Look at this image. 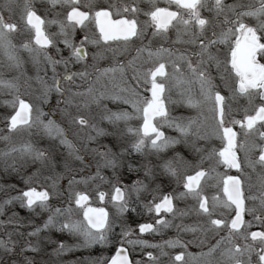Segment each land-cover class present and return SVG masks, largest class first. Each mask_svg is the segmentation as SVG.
<instances>
[{"label": "snow or ice", "instance_id": "snow-or-ice-1", "mask_svg": "<svg viewBox=\"0 0 264 264\" xmlns=\"http://www.w3.org/2000/svg\"><path fill=\"white\" fill-rule=\"evenodd\" d=\"M47 3L51 19L37 9L34 0H0V94L10 97L2 103L11 109L3 115L4 128L0 129V143L4 144L0 169L21 175L26 166H37L30 175L21 176L26 190L0 201V215L17 202L30 212L48 213L33 231L17 233L37 237L36 243L14 242L12 233L7 239L0 238V264H46L27 253H43L39 236L53 229L78 241L72 246L62 240L49 241L57 245L54 254L58 257L73 249L118 245L114 255L74 264H264V230L249 231L254 223L264 227V63L260 62L264 59V0ZM17 9L21 23L9 22L6 15L11 17ZM141 16L146 19L141 21ZM52 25L56 31H48ZM173 31L176 39L172 44L186 47L153 48V38H166ZM24 33L27 38L17 42L15 37ZM77 33L82 34L78 41ZM136 41L140 45L132 55L130 45ZM222 45L227 46L226 52L219 47ZM89 47L96 49L91 52V65L86 63ZM109 53L113 58L126 55L131 59L99 67ZM26 62L34 67V76L26 74ZM82 63L83 70H72ZM144 63L151 67L142 70ZM11 73L16 75L9 78ZM225 90L230 94H223ZM238 97L248 101L244 116L229 118L230 101ZM44 105L49 106L47 112ZM93 105L98 109L95 116L82 114ZM169 105L192 109L196 115L173 116ZM133 120L140 121L138 127L131 126ZM101 122L108 127H101ZM164 126L178 136L166 135ZM129 136L133 142L126 147ZM100 137L109 138V143L99 144ZM94 143L98 146L92 147ZM177 145H184L191 160L176 151ZM169 149L175 152L170 158L166 156ZM132 153L151 158L133 162L128 158ZM85 155L92 157L87 163ZM75 161L83 167H74ZM93 165L95 174L76 178L84 167ZM220 167L237 174L222 175L217 171ZM103 169L112 171L114 182L105 180ZM125 169L143 172V179L125 183L130 179L124 176ZM166 176L181 181L183 191L178 197L166 194L158 199L155 193L161 188L151 185L162 184ZM62 179H67L66 197L53 207V197L65 196L60 191ZM96 181L112 188L110 196L96 189L95 197L102 206H92V195L76 188ZM15 188L8 184L3 190ZM150 188L152 200L142 203ZM209 188H215L211 195ZM106 197L114 212L107 208ZM188 198L196 202L194 209L185 211L174 204L175 199ZM191 211L200 219L173 224ZM142 212L154 213L155 223L131 216ZM169 215L172 220L166 218ZM18 220V214L12 212L7 223L19 228ZM173 226L178 232L199 233L204 238H197L200 245L209 234L215 243L195 255L180 251L172 256L167 249L187 248L179 237L161 243L142 238ZM137 247L157 253L147 251L146 261H133L129 249Z\"/></svg>", "mask_w": 264, "mask_h": 264}, {"label": "flooded vegetation", "instance_id": "flooded-vegetation-1", "mask_svg": "<svg viewBox=\"0 0 264 264\" xmlns=\"http://www.w3.org/2000/svg\"><path fill=\"white\" fill-rule=\"evenodd\" d=\"M97 3H103V4H107L110 2V0H96ZM226 3H233L234 0H225ZM34 3L37 7V9L44 15L47 16V18L51 19L52 16L48 15V8L50 7L47 3V0H34ZM20 15L21 12L19 9H17L15 11V14L12 15L11 17H8L6 15V19L9 20V22H16V23H21L20 22ZM204 15L210 16V14L208 12H205ZM141 21H143L144 19H146L145 17L141 16L140 17ZM221 19H223L221 17ZM21 29L23 30V25L21 24ZM56 26L52 25L48 28V31H56ZM90 31H94V29H92L90 27L89 29ZM217 31H219V28H217ZM151 34V29H149V36ZM209 35H211V31H209L208 33ZM82 34L81 33H77L76 39L77 41L81 38ZM17 42H20L24 39L27 38V33H24L23 35H17L16 37ZM176 39V35L175 32H171L166 38L165 37H156L153 38V48H157L160 46H164V47H175V48H180L183 49L184 47H186V45H180V44H172V41H175ZM145 43H147V40L144 41ZM140 45V41H136L134 45H130V48L132 49V55H135V47H138ZM115 46V45H114ZM61 47H63V45H61ZM221 48L224 49V51H227V46L226 45H222L219 46ZM96 51L95 48H91L89 47V58L87 60V64L91 65L93 62L91 60V52ZM52 54V53H50ZM64 55L67 56L68 52L65 51ZM126 59H131V56H126V55H121L118 56L116 58H113L111 56V53L107 54L106 58L99 61V67L101 68H107V67H111L114 66L116 63L118 62H124ZM258 59H260V57H258ZM25 60L27 61V57L25 56ZM261 63H264V59L260 60ZM151 67V64L148 63H144L143 64V68L142 70H146L147 68ZM84 68V64H76L72 66V70L73 71H80L83 70ZM89 71H92V68L89 67L88 69ZM170 70V69H169ZM25 71L26 74L28 76H34L35 75V69L34 67L31 65L30 62H26L25 64ZM58 71L62 72L63 68L58 66ZM129 77L131 76V69L127 70ZM43 75V73H41ZM12 75H16V73H11L9 74V78ZM49 75H51V73L49 72ZM34 82V81H33ZM77 83H81V81H77ZM105 83H107V80H105ZM34 90V89H33ZM225 95H229L230 93L225 90L224 93ZM147 95L150 96V93H148ZM10 97L5 96L4 94H0V129L4 128V124L2 123L3 120V115L5 113H8L11 111V109L9 108H5L3 106V100L4 99H8ZM173 98H175V93H173ZM55 102V99L53 98L52 103ZM105 103H107L109 108H112L113 110H115V105L111 102V101H106ZM256 104H259L260 101L257 98L255 101ZM231 104V110H230V116L229 118H234V119H242L244 116V112L243 109L245 107L248 106V101L245 97H238L236 100L234 101H230ZM48 105H44L43 109L44 111H48ZM127 107V106H124ZM170 109H171V114L173 116H188V115H193L195 114V111L192 109H187L183 106H171L169 105ZM98 113V109L95 107V105L91 106V108L89 110H85L82 114L88 116L93 115L95 116ZM254 114V113H253ZM55 118V117H54ZM131 126L133 127H138L140 124L139 120H133L130 122ZM101 127H108V125L106 124V122H101L100 123ZM162 130L165 132L166 135L168 136H177L178 133H176L175 131H173L172 129L164 126L162 128ZM238 132L240 131L239 126H236V129ZM126 139H129L130 141L133 140L132 137H127ZM105 137H100L98 138V143L99 144H106L107 142L104 141ZM92 147H97L98 145L96 143L91 145ZM4 144L0 143V148H3ZM103 150V149H101ZM66 154V153H65ZM175 154H172V150L169 149L168 152L166 153V156L168 158H170L171 156H173ZM182 156H186L187 154H180ZM130 158H133L136 161H140L144 159V156L142 157L140 154L137 153H132L131 156H129ZM189 160H191V157H187ZM255 158V156L253 157ZM92 159L91 156L85 155V161L86 163L88 161H90ZM98 159V157H97ZM73 166L76 168H81L80 166V162L79 161H75L73 162ZM37 166L34 165H28L25 167V169L22 171L21 175H17L15 173L12 174H5L3 173L2 169H0V201H2L3 199L8 198L9 196H16L20 194V190H26V185L24 184L23 180L21 179L22 175H30L32 172H34L36 170ZM95 166L93 165L92 167H86L85 169L83 168V171L78 174L76 176L77 179H80V177L83 176H87L89 174H95ZM218 172H220L221 174L223 173H227L230 175H236V171L234 169H225L223 167H220L217 169ZM58 171H62V169H58ZM257 171H259V169H257ZM188 173L192 174V169L189 168L188 169ZM103 175V174H101ZM255 179V177H254ZM50 183V181L48 182ZM214 183V182H212ZM8 184H12L15 185L16 188L9 190L7 192H5L3 189L6 185ZM161 189L163 193H161L160 195H158V199L161 197V195H166V194H171L173 196L178 197L179 193L183 191V187H182V182L178 181L176 178L173 177H168L166 176L163 180V183L160 184ZM77 190L79 189V185H76ZM51 191V189H49ZM66 190H67V179H62L60 180V191L65 193V196H60V197H53V199L50 201V204L53 207L59 206V202L64 200L66 197ZM103 191V190H101ZM209 195L213 194L215 192V188H209L207 189ZM91 195L92 193L89 192ZM163 197V196H162ZM161 197V198H162ZM145 199H147L146 197H144ZM144 198H142V203H148L149 200H145ZM92 199H93V195H92ZM148 199H151L150 197H148ZM151 201V200H150ZM92 202V206H102V205H97V204H93V200ZM158 202V200H157ZM174 204H176V206L179 209L188 211L190 209H194L196 202L193 201L192 199L188 198V199H175L174 200ZM66 206V205H65ZM139 211V210H138ZM12 212H16L18 214L19 220L18 223H20L22 226L17 228L14 224H8V218L12 215ZM48 213L47 212H41L39 209H37L35 212H30L28 209L26 208H21L19 203H14L11 206H8L7 208H5L4 210V214L0 215V222H3L2 225H0V238L3 239H7V234L8 233H12L11 239L14 242H20L23 243L24 241H31L32 243H36L37 241V237H27V235H24L23 237L18 235L17 233H27L29 231H33L34 228L36 226H40L42 225L43 221L47 219ZM169 220H172V217L169 215L166 217ZM134 219L136 221L139 222H150V223H155V214H148L147 212H142L141 214H134ZM198 219L195 212L191 211L189 213V215L184 216V217H177L175 220H173V224L174 225H179L181 223L184 224H192L194 222H196ZM246 219L251 220L252 217L251 216H246ZM260 230H264V227L254 223L253 227L249 230V231H260ZM117 232H119V229H117ZM179 237L183 242H185L187 244V248L186 249H167V251L170 253V255L175 256L177 253H179L180 251H186L192 254H198L202 249L204 251H207V245L210 243H215V238H213V236L211 234L208 235L207 239L204 240V244L200 245L197 241V238L199 239H204L202 236H200L199 233L193 234V233H185V232H178L177 228L175 226L170 227L168 229L163 230L162 233L160 234H144V236L142 237L143 239L148 240L149 242L152 243H161L164 240H168V239H174ZM39 240L41 241V244L43 246V253L41 254H33V253H27V255L29 256H33L35 259L40 260L43 259L46 264H74V262L78 261L79 259V249H73V251L67 252L65 254H63L62 256H56L54 254V249L56 248V244L55 243H50L49 241H63L64 243L68 244L69 246H72L74 244H76L77 238L69 236L67 233H59L56 232L54 229L53 230H49L46 232H43L40 234L39 236ZM118 245L115 244H110L108 246H105L103 248H101L99 245L95 246L94 248H96V250H91V253H95L97 250L100 251L101 253H105L106 256H111L115 254V248ZM130 251V258L133 261L136 260H141V261H146L147 260V256H146V252L147 251H152L154 254L157 253L156 249H140V248H135L133 249H129ZM90 253V254H91Z\"/></svg>", "mask_w": 264, "mask_h": 264}, {"label": "rangeland", "instance_id": "rangeland-1", "mask_svg": "<svg viewBox=\"0 0 264 264\" xmlns=\"http://www.w3.org/2000/svg\"><path fill=\"white\" fill-rule=\"evenodd\" d=\"M36 85H35V82H33V89L35 90L36 89ZM194 115H196V113L195 114H193V116ZM176 136V135H175ZM178 136V135H177ZM127 140V143H126V147L127 146H129L132 142H133V140L132 141H130L129 139H126ZM104 141H106L107 143H109V138H106L105 137V140ZM218 143V142H217ZM176 151L177 152H179L180 154H184V153H186L187 154V152H186V150H185V147H184V145H177L176 146ZM172 154H175V152H173V150H172ZM131 156V155H130ZM130 160H132L133 162H136V160H134L133 158H130V157H128ZM151 157H148V156H144V159L143 160H147V159H150ZM81 167H83L82 165H80ZM86 167H84V169H85ZM218 171V170H217ZM101 174H103V176L105 177V180H111V181H113L114 182V178H113V174H112V171L110 170V169H103L102 170V172H101ZM223 174H225V173H223ZM222 174V175H223ZM124 176L125 177H130V179H126L125 180V183H130L131 182V180L132 179H143V172H140V173H136V172H131V173H129V172H127V170L125 169L124 170ZM145 183H148V181H145ZM157 186H159L160 188H161V186H160V184L159 183H157V184H152L151 185V188H156ZM97 188H99V190L101 191V190H103V191H105L106 193H108L109 194V196L111 195V191H112V188H111V184H109V183H105V182H101V181H96V182H90L88 185H84V184H79V191H86V192H91L92 193V195H93V204H97V205H99V201H98V199L95 197V191H96V189ZM151 188H150V191H149V193H144L143 194V197L142 198H144V197H146L147 199H145V200H152V193H151ZM161 191H162V189H161ZM161 191H159L158 193H155V195L156 196H158V195H160L161 193H163V192H161ZM163 196V194L161 195V197ZM148 197H150L151 199H148ZM160 197V198H161ZM105 204H106V206H107V208L109 209V211L110 212H114L115 210L112 208V205H111V203H109L108 202V198L106 197V201H105ZM134 214L135 213H132L131 214V216H132V218L134 219ZM135 220V219H134ZM134 228H135V224L133 223V225H132ZM91 250H96V248H91V249H83V248H79V259H78V261L79 260H84V259H86V258H93V257H98V256H101V255H103V256H106V254L103 252V253H101L100 251H96L95 253H91L92 251ZM91 253V254H90Z\"/></svg>", "mask_w": 264, "mask_h": 264}]
</instances>
